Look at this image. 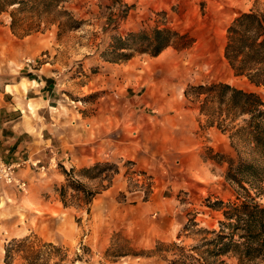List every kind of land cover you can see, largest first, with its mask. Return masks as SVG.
Masks as SVG:
<instances>
[{
	"label": "rangeland",
	"instance_id": "1",
	"mask_svg": "<svg viewBox=\"0 0 264 264\" xmlns=\"http://www.w3.org/2000/svg\"><path fill=\"white\" fill-rule=\"evenodd\" d=\"M129 1L0 0V26L7 25L10 38L0 49L23 52L36 64L45 62L51 68L60 101L87 116L83 138L88 141L83 144L93 145L95 151L97 138L122 136L116 127L118 120L103 117L118 101L142 97L156 107L152 114H192L200 160L209 168L210 179L183 180L176 194L184 203L183 212L170 228H164L158 224L159 215L140 206L156 185L168 184L171 169L183 168L178 161L163 162L160 176L134 166L127 158L83 156V163L73 161L72 165L62 164L57 157L47 158L46 166L36 168L39 172L27 178L26 191L1 197L0 264H5L6 245L10 246V264H168L180 252L173 241L204 264H253L239 263L230 252L210 255L202 244L205 237L213 236L208 230H218L223 218L221 210L210 204L217 198L233 200L238 191L226 177L229 158L237 161L250 156L243 143L231 138L246 115L230 121L212 101L201 110L204 94L185 90L192 84L223 81L256 91L264 99L263 86L236 75L224 55L227 26L241 12H264V0H168L153 6L148 0L137 5ZM153 27L176 31L171 43L156 55L113 44L118 36ZM219 121L223 122L220 127L216 125ZM123 126L129 138L136 136V128L128 122ZM170 135L182 139L184 130ZM52 168L62 176L57 178ZM30 187L36 188L44 203L34 205L24 199ZM102 196L116 201L104 214L96 209ZM257 199L264 204V194ZM23 200L28 203L22 204ZM26 208L38 217L28 219Z\"/></svg>",
	"mask_w": 264,
	"mask_h": 264
},
{
	"label": "crops",
	"instance_id": "2",
	"mask_svg": "<svg viewBox=\"0 0 264 264\" xmlns=\"http://www.w3.org/2000/svg\"><path fill=\"white\" fill-rule=\"evenodd\" d=\"M148 1L153 6L156 2L164 3L168 0ZM130 3L137 5L140 0H130ZM7 31V25L0 26L1 46L10 39L7 38ZM33 61L23 52L0 49V158L6 162L24 161L18 173L26 179L35 176L39 172L36 168L46 166L44 162L52 157L59 158L64 165H72L73 161L83 163V156L96 160L106 155L118 160L127 158L134 166L160 176L163 162L168 164L178 161L183 168L171 169L173 175L168 179V186L156 185L140 206L149 214L159 215L158 224L170 228L183 212L184 203L176 195L183 180L198 176L210 179V170L203 166L199 156L195 117L188 112L152 114L150 111L156 107L150 106V102L142 97L136 101H118L110 105L112 112L107 111L103 117L110 115L114 122L118 120L120 124L116 127L122 131V136L101 140L97 138L95 151L93 145L83 144V141H88L83 138V120L87 116L83 115L82 110L60 101L54 72L45 62L36 64ZM125 122L136 128V136L129 138L126 135L123 126ZM181 128L184 130V138L170 135ZM101 144L104 146L103 151H99ZM51 170L57 178L63 174L54 168ZM198 185L201 187L203 184ZM30 189L29 197L24 199L40 205L44 200L37 195L35 187ZM165 189L169 192L166 193ZM16 191L19 190L14 186L0 181V200L1 197H7V192L12 194ZM21 203L26 205L28 202L23 200ZM115 203L114 197L102 196L96 209L104 214ZM25 212L28 219L38 217L32 208H26Z\"/></svg>",
	"mask_w": 264,
	"mask_h": 264
},
{
	"label": "trees",
	"instance_id": "3",
	"mask_svg": "<svg viewBox=\"0 0 264 264\" xmlns=\"http://www.w3.org/2000/svg\"><path fill=\"white\" fill-rule=\"evenodd\" d=\"M175 34L176 31L168 27H153L150 31L129 32L124 38L118 36L113 44L120 49L137 47L156 55L171 43ZM224 55L236 75H245L264 88V12H241L232 20L227 26ZM185 93L204 94L200 109L208 102H216L230 121L246 115L242 123L236 124L231 138L236 137L237 142L243 143L250 156L228 160L226 177L236 184L238 191L233 200L224 202L217 198L210 204L221 210L223 218L219 219L218 230H208L213 236L205 237L202 243L207 245L205 251L214 256L230 252L239 263L264 264V204L257 199L264 194V99L256 91L223 81L192 84ZM222 124L219 121L216 125ZM63 172L68 174L65 169ZM172 243L180 252L170 258L168 264H204L203 260L199 261L200 257L184 251L181 244ZM9 252L10 246L6 245L5 264H10Z\"/></svg>",
	"mask_w": 264,
	"mask_h": 264
},
{
	"label": "built area",
	"instance_id": "4",
	"mask_svg": "<svg viewBox=\"0 0 264 264\" xmlns=\"http://www.w3.org/2000/svg\"><path fill=\"white\" fill-rule=\"evenodd\" d=\"M23 164L22 160L6 162L0 158V181L14 186L19 191H26L28 181L18 173L19 167H22ZM32 164L35 165L36 162H32Z\"/></svg>",
	"mask_w": 264,
	"mask_h": 264
}]
</instances>
